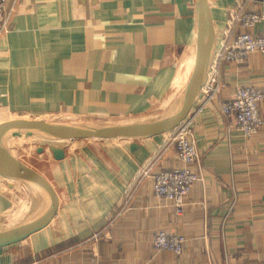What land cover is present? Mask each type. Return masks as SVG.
Wrapping results in <instances>:
<instances>
[{
	"label": "crops",
	"instance_id": "crops-1",
	"mask_svg": "<svg viewBox=\"0 0 264 264\" xmlns=\"http://www.w3.org/2000/svg\"><path fill=\"white\" fill-rule=\"evenodd\" d=\"M195 1L17 0L0 35V121L15 113L124 123L158 103L169 106L194 74ZM207 1L215 49L236 0ZM252 32H264V21ZM241 85L264 90V54L223 65L217 96L206 103L197 96L183 118L200 153L189 167L200 179L180 215L152 190V173L183 166L166 149L169 132L94 139L75 157L62 147L54 219L25 242L0 248V264H264V126L244 138L218 107ZM259 114L264 119V101ZM71 164L76 175L68 181ZM7 185L13 214L2 213L9 202L0 196V221L13 223L31 204ZM160 230L185 238L180 255L153 248Z\"/></svg>",
	"mask_w": 264,
	"mask_h": 264
},
{
	"label": "built area",
	"instance_id": "built-area-1",
	"mask_svg": "<svg viewBox=\"0 0 264 264\" xmlns=\"http://www.w3.org/2000/svg\"><path fill=\"white\" fill-rule=\"evenodd\" d=\"M17 0H0V35L8 30L9 21L15 12ZM258 4L261 10H250L248 3ZM264 21V0H237L228 9L224 28L218 39L206 78L198 94L204 103L215 98L220 89V68L225 64L244 66L250 54H264V32L256 34L252 29ZM264 101V90L251 85H241L233 97L218 103L219 110L225 117L235 119V127L244 138L254 137L264 126V119L259 114V104ZM174 148L181 167L163 169L152 173V190L156 198H162L175 207L180 215L185 198L192 186L200 179L189 166L200 162L190 119L181 120L169 131L166 149ZM146 172L143 173H147ZM185 238L181 235L158 231L152 246L158 251H169L180 255Z\"/></svg>",
	"mask_w": 264,
	"mask_h": 264
},
{
	"label": "water",
	"instance_id": "water-1",
	"mask_svg": "<svg viewBox=\"0 0 264 264\" xmlns=\"http://www.w3.org/2000/svg\"><path fill=\"white\" fill-rule=\"evenodd\" d=\"M195 40L197 66L189 83L172 104L152 122L128 123H53L45 121H18L11 123L8 131L0 134V173L6 184L18 183L32 190L37 209L23 223L11 228L0 229V248L20 243L41 230L53 211L51 196H47L43 186L30 169L7 161L1 153L7 150L14 138L30 137L44 142H59L75 139H148L172 130L195 102L214 52L215 38L211 28V18L207 0H196L194 5ZM42 150L38 148V152ZM54 160L65 158L62 147L52 146ZM1 219V217H0Z\"/></svg>",
	"mask_w": 264,
	"mask_h": 264
},
{
	"label": "rangeland",
	"instance_id": "rangeland-1",
	"mask_svg": "<svg viewBox=\"0 0 264 264\" xmlns=\"http://www.w3.org/2000/svg\"><path fill=\"white\" fill-rule=\"evenodd\" d=\"M257 6H258V4H257ZM255 10L258 11V10H261V8H258ZM256 53H260V52H256ZM172 66H173V64H172ZM192 74H191V76H192ZM173 81H174V79H173ZM169 85H172V84H169ZM168 91L169 90H167V93H168ZM165 107H166L165 104H159L158 103L149 109H145L144 112L140 113L139 117H136L135 119H132L131 121H125V122L122 121V122L128 123V124H140V123L146 124V123L152 122L155 119H157L158 117H160V115L166 110ZM140 118H142V119H140ZM61 119H63V118L62 117H59V118L54 117V118H49V119L45 118L44 121L54 123V122H58ZM27 120H36V119L32 118V117H30V118L28 117ZM36 121H40V120H36ZM167 134H168L167 132H164L161 137H166ZM73 141L75 142L73 145H76V146H74L73 150H70L69 148L71 147V145H72L71 142H73ZM91 141H94V139L83 140V141H81V139L67 140L63 144L62 147L66 148V150L69 152L68 155L70 157H75L76 155H78L79 151H82L84 146L87 147L89 145H92L91 143H89ZM114 141H116V140H114ZM39 147L42 148V150L40 152H38ZM43 149H45V146L43 143H40V142L24 143V144H21L18 146L14 145V147H12L8 151L9 152L8 155H11L12 159H14L16 163H19V164L27 167L28 169H30L32 172H34V173H32L33 175L36 174L37 177H39L40 175H44V178L43 177L41 178L42 186H43L46 194L48 196H51V200L53 203V205H52L53 211H52L51 216L54 219V215L56 214L57 207H58V202L56 203V205H55V202L58 199V195H57L58 189H59L58 188V184H59L58 180L60 179V172L61 171L59 170L58 161L54 160L52 155H50L49 150H47L49 155L46 152L43 153ZM25 163H27V164H25ZM33 167L36 168L37 170L34 169ZM70 167H71V169L68 171V176H67L69 178L68 181L73 180L75 178V175H76L75 167L72 166V164L70 165ZM149 168H150V166L147 167L146 170H148ZM5 186H8V185L6 183H4V181H0V196L1 197L3 196L5 198V200L9 202V206L6 207L4 209V211H2V213L7 216V214H9V213L10 214H13V213H11V211H9V209L12 207V205H11L12 201L10 198V193H9V191H7L5 189ZM31 202H32L31 206H29V208H27L26 210H24V208H23L22 214L19 217H17L16 221H14L13 223H4V222L0 221V229L1 228H11L15 225L23 223L37 209V203H36V200L34 199V197H32ZM7 209H8V211H7ZM0 217H1V219L3 218V215H1V212H0ZM49 223H48V225H49ZM152 242H153V239H152ZM24 244H20V247H22ZM11 246H13V245H11ZM8 247H10V246H8ZM8 247L1 248V249L7 250ZM0 251H2V250H0Z\"/></svg>",
	"mask_w": 264,
	"mask_h": 264
},
{
	"label": "bare ground",
	"instance_id": "bare-ground-1",
	"mask_svg": "<svg viewBox=\"0 0 264 264\" xmlns=\"http://www.w3.org/2000/svg\"><path fill=\"white\" fill-rule=\"evenodd\" d=\"M194 46H195V52H196V64L194 66L195 68H193L194 70L192 69L193 71L196 70V66H197V49H196L195 32H194ZM193 64H194V61H193ZM169 106H167V107H169ZM167 107H165V108H167ZM3 118L6 119V120L0 121V134L8 131L11 123H13V122L29 121V120H27L28 119L27 116H25V115H18V114H15V113L3 114ZM60 123L64 124V123H69V122L66 121V122H60ZM66 141H67V139L66 140H62V141H59V142H44V141H40V140H37V139H34V138H30V137H21V138H14V139H12L10 141L9 145L10 146H13V145L18 146V145H21V144H24V143H33V142L36 143V142H40V143H43L44 146H45V149H43V153L46 152L48 154V151L47 150H49L50 155H52L51 154V151H50V147H52V146L62 147L63 144ZM71 143H72V145H71V147L69 149L70 150H73L74 149V146H75L73 144L75 142L73 141ZM5 151L3 153H1V155L4 156L7 159V161H9L10 163H12L14 165H17L18 163H16L15 160L12 159V156L8 155V153L6 154ZM42 177L44 178V175H40L39 177H35L41 185H42V181H41V178ZM0 178L3 179V176H2L1 173H0ZM10 184L11 185H14V187H15V189H13V191H14V196L16 197V200L22 201V203L24 205H27L28 203L29 204H32L31 200H32L33 193H32V190L30 188H28L25 185L18 184V183H16V184L15 183H10Z\"/></svg>",
	"mask_w": 264,
	"mask_h": 264
}]
</instances>
